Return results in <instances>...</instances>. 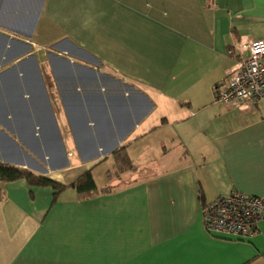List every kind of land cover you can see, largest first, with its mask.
<instances>
[{"label": "crops", "instance_id": "obj_1", "mask_svg": "<svg viewBox=\"0 0 264 264\" xmlns=\"http://www.w3.org/2000/svg\"><path fill=\"white\" fill-rule=\"evenodd\" d=\"M261 38L264 0H0V164L66 186L0 182V264H264V220L236 240L202 219L264 199V100H214ZM89 170L105 193L69 187Z\"/></svg>", "mask_w": 264, "mask_h": 264}, {"label": "built area", "instance_id": "obj_2", "mask_svg": "<svg viewBox=\"0 0 264 264\" xmlns=\"http://www.w3.org/2000/svg\"><path fill=\"white\" fill-rule=\"evenodd\" d=\"M237 54L248 52L246 58L227 73V78L214 87L218 104L251 110L264 100V38L234 46ZM205 231L210 235L247 240L254 235L257 224L264 220V199L237 191L218 196L202 208Z\"/></svg>", "mask_w": 264, "mask_h": 264}, {"label": "trees", "instance_id": "obj_3", "mask_svg": "<svg viewBox=\"0 0 264 264\" xmlns=\"http://www.w3.org/2000/svg\"><path fill=\"white\" fill-rule=\"evenodd\" d=\"M126 148L127 145L119 147L111 154L110 157L113 167H116L121 174L133 169L131 161L128 158ZM106 176L110 181V172H107ZM18 179H24L29 184L35 186H50L55 191H62L66 187L47 178L35 176L26 170L0 164V182L14 181ZM69 187L75 189L78 194L85 197H94L97 194L105 193L107 191L96 190L91 170L86 171L82 175H80L73 183L69 185Z\"/></svg>", "mask_w": 264, "mask_h": 264}, {"label": "rangeland", "instance_id": "obj_4", "mask_svg": "<svg viewBox=\"0 0 264 264\" xmlns=\"http://www.w3.org/2000/svg\"><path fill=\"white\" fill-rule=\"evenodd\" d=\"M119 175H121V173H119V171L116 167L115 168L113 167V170L110 173V180L118 178ZM95 177H96V180L99 181L100 177L97 174H95Z\"/></svg>", "mask_w": 264, "mask_h": 264}]
</instances>
